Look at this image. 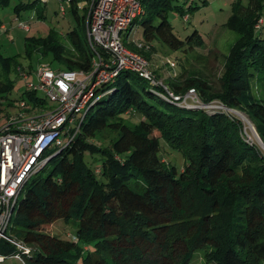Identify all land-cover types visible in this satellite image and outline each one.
I'll return each mask as SVG.
<instances>
[{"label": "trees", "instance_id": "1", "mask_svg": "<svg viewBox=\"0 0 264 264\" xmlns=\"http://www.w3.org/2000/svg\"><path fill=\"white\" fill-rule=\"evenodd\" d=\"M73 1L70 10L83 24L84 12L78 14ZM140 2L143 13L131 25L140 27L143 43L157 37L177 48L202 40L195 29L178 37L167 20L170 8L185 13V0ZM196 6L189 3L186 9ZM259 6V0L232 3L224 25L236 38L217 86L199 75L172 77L167 84L175 93L192 86L204 101L216 98L239 108L264 145V97L249 90L252 78L264 86V41L254 28ZM35 17L42 19L43 9ZM129 27L123 43L148 57V47L126 41ZM66 36L72 49L50 31L27 37L25 50H49L63 65L52 68H88L93 50L85 34L71 28ZM10 86L8 78H0L5 105L14 106L19 98L28 104L43 101L25 88L15 101L7 98ZM97 90L72 137L44 152L51 156L16 198L7 231L30 247L23 254L26 264H264V153L245 141L241 120L218 108L167 100L131 70H119ZM123 113L140 118L130 123ZM104 128L113 132L106 146L100 144ZM94 136L99 144L88 141ZM158 136L185 158L179 171L157 154ZM85 153H97L99 166H88ZM55 220L70 225L66 237L50 233ZM11 250L0 241V252Z\"/></svg>", "mask_w": 264, "mask_h": 264}, {"label": "built area", "instance_id": "2", "mask_svg": "<svg viewBox=\"0 0 264 264\" xmlns=\"http://www.w3.org/2000/svg\"><path fill=\"white\" fill-rule=\"evenodd\" d=\"M73 2L76 8L84 9L85 40L93 50L88 68L58 69L40 63L35 70L36 81H25L24 88L36 93L42 90L43 101L28 104L24 98L17 99L16 110L0 126V241L12 246L10 252H0V263L13 259L18 264H26L23 254H27L30 247L7 231L16 198L28 179L44 164V152L58 146L61 134L67 133L68 139L72 137L85 110L97 97L99 85L119 70L135 72L156 88L160 96L176 104L235 112L219 99L202 100L192 86L183 92H173L167 84L155 79L149 62L141 53L124 45L123 33L128 26V31L133 28L132 20L143 13L140 0ZM60 8L63 10L61 5ZM18 26L27 28L21 20ZM0 28H4L2 23ZM133 42L137 47L147 48L140 40ZM164 61L174 64L168 57ZM16 72L25 77L26 72L20 66H16ZM46 101L50 103L48 107L44 106ZM71 129L74 130L70 133Z\"/></svg>", "mask_w": 264, "mask_h": 264}, {"label": "rangeland", "instance_id": "3", "mask_svg": "<svg viewBox=\"0 0 264 264\" xmlns=\"http://www.w3.org/2000/svg\"><path fill=\"white\" fill-rule=\"evenodd\" d=\"M176 1L182 2V0ZM234 1L247 4L250 0H205L204 2L185 0V3L182 2L185 8L183 15L173 8L168 9L167 20L178 37L185 39L186 35L195 29L202 40L184 42L177 48L169 47L157 37L149 40L146 43L149 49L148 57L145 58L153 70L155 79L167 84V80L172 77L181 80L188 75H199L208 78L212 85L217 86V77L222 73L225 56L236 38V33L224 25ZM259 1L260 19L255 21L254 28L256 34L264 41V0ZM189 3L197 4V6L186 9ZM15 5L17 9H14ZM38 9H43L42 19L35 17V11ZM77 12L82 14L84 9L78 8ZM19 20L26 23L27 28L19 27ZM0 23L4 25V28H0V78L6 77L11 81L6 97L13 100H16L24 88L25 81H36L35 70L40 63H47L51 67H63V65L56 64L49 50L42 52L37 46H33L27 53L25 50L27 37L46 36L51 31L65 47L72 49L66 36L67 31L74 28L80 35L85 34L84 24L82 21H76L67 0H8L6 4H0ZM125 39L126 41L141 40L140 27L135 25ZM165 57L170 58L174 64H167L164 61ZM1 58L6 59L7 65H2ZM16 66H20L26 72L25 77L16 72ZM127 78L132 80L131 75ZM249 90L255 97H264V86L259 84L255 78L249 82ZM37 94L42 96L44 92L37 90ZM5 102V98L0 97V126L5 123L7 116L16 110L15 106L5 105ZM48 104L50 103L46 101L44 106L48 107ZM230 108L235 111L234 114L242 122L241 134L245 141L255 144L264 153L258 144L257 136L259 135L253 123L239 108ZM122 116L130 123L140 118L139 114L131 116L130 113H123ZM102 131L103 137L100 144L106 146L113 132L105 128ZM60 138L58 146L67 142V133L61 134ZM88 141L99 144L95 136L88 138ZM156 144V152L163 163L171 164L179 171L186 162L181 152L169 147L162 136L156 137ZM50 156L46 155V160ZM99 159L97 153L83 155L84 162L91 168L99 166ZM70 230V225L63 224L61 220L53 221L49 228L51 234L61 237H66ZM197 261L200 263L202 260L198 258ZM0 264H18V262L5 259Z\"/></svg>", "mask_w": 264, "mask_h": 264}, {"label": "water", "instance_id": "4", "mask_svg": "<svg viewBox=\"0 0 264 264\" xmlns=\"http://www.w3.org/2000/svg\"><path fill=\"white\" fill-rule=\"evenodd\" d=\"M257 138H258V144H259L260 148H261L262 150H264V145H263V143L261 142L260 137L257 136Z\"/></svg>", "mask_w": 264, "mask_h": 264}]
</instances>
